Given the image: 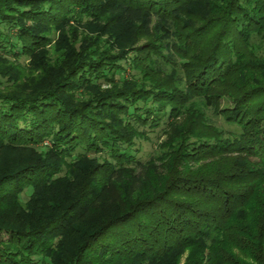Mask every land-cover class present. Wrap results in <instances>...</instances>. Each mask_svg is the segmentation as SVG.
I'll use <instances>...</instances> for the list:
<instances>
[{
    "label": "trees",
    "instance_id": "1",
    "mask_svg": "<svg viewBox=\"0 0 264 264\" xmlns=\"http://www.w3.org/2000/svg\"><path fill=\"white\" fill-rule=\"evenodd\" d=\"M0 264H264V0H0Z\"/></svg>",
    "mask_w": 264,
    "mask_h": 264
},
{
    "label": "rangeland",
    "instance_id": "2",
    "mask_svg": "<svg viewBox=\"0 0 264 264\" xmlns=\"http://www.w3.org/2000/svg\"><path fill=\"white\" fill-rule=\"evenodd\" d=\"M22 63L25 64L26 60H22ZM128 73H126L124 76L131 79V76L135 74L133 70H128ZM223 107H228L230 104L227 100H224L222 102ZM210 116L215 119V122L217 125L224 127L225 129H232L230 126L226 124L224 119L218 117L217 119L214 117V114L210 112ZM166 136H164L163 131L161 129H158L154 132L151 130H148V140H138L137 141V147L136 150H139L138 155L139 158L147 159L150 155L154 154L161 143L166 141ZM30 194L26 193L22 196V200L26 202L29 198ZM4 238H8L6 235L3 236ZM189 252L186 253L185 257L183 258V262H185L189 257Z\"/></svg>",
    "mask_w": 264,
    "mask_h": 264
}]
</instances>
